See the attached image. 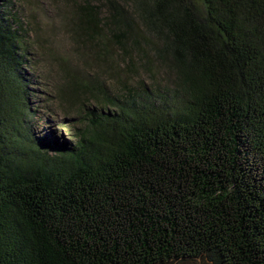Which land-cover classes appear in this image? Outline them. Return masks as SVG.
I'll return each mask as SVG.
<instances>
[{"label":"trees","instance_id":"16d2710c","mask_svg":"<svg viewBox=\"0 0 264 264\" xmlns=\"http://www.w3.org/2000/svg\"><path fill=\"white\" fill-rule=\"evenodd\" d=\"M69 3L98 66L106 42L126 73L152 61L165 80L116 89L63 69L55 98L79 124L37 138L30 32L0 0V264L31 262L11 204L43 264H264V0Z\"/></svg>","mask_w":264,"mask_h":264},{"label":"rangeland","instance_id":"374dc122","mask_svg":"<svg viewBox=\"0 0 264 264\" xmlns=\"http://www.w3.org/2000/svg\"><path fill=\"white\" fill-rule=\"evenodd\" d=\"M16 9L30 32L25 44L29 61L26 72L33 90L30 101L34 113L28 120L30 129L37 138L58 142L69 141L72 138V129L79 124L78 120H72L74 112L65 113L64 106L55 98L56 88L64 79L63 69L82 68L84 71H98L106 85L116 89L123 86L121 79L128 83L142 80L146 85H150L151 81L158 80L160 83L165 80L164 71L157 69V65L152 61L147 68L148 72L141 66L134 73H126L125 60L123 57L117 59L118 53L106 42L100 46V51L107 49L111 55L103 63H99V67L94 61V54L98 50L96 49L93 54L86 53L89 48L85 52L73 41L68 24V18L72 14L69 0H16ZM114 55L118 62L117 66L113 60L110 62L111 57L115 58ZM7 215L23 229L28 239L27 254L30 264H43L39 260L40 256L45 260H51V249L34 237L16 204L8 207Z\"/></svg>","mask_w":264,"mask_h":264}]
</instances>
